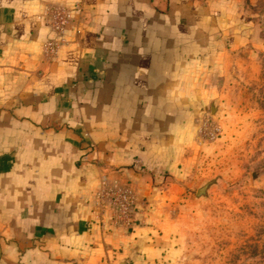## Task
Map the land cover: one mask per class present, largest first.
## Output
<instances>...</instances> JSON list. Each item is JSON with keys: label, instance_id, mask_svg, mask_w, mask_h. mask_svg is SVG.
<instances>
[{"label": "crops", "instance_id": "0c3cea01", "mask_svg": "<svg viewBox=\"0 0 264 264\" xmlns=\"http://www.w3.org/2000/svg\"><path fill=\"white\" fill-rule=\"evenodd\" d=\"M235 7L0 0V264H163L158 212L196 144L197 73ZM104 183L135 194L127 229L96 207Z\"/></svg>", "mask_w": 264, "mask_h": 264}, {"label": "rangeland", "instance_id": "374dc122", "mask_svg": "<svg viewBox=\"0 0 264 264\" xmlns=\"http://www.w3.org/2000/svg\"><path fill=\"white\" fill-rule=\"evenodd\" d=\"M200 66L196 144L158 212L163 264H264V0H235Z\"/></svg>", "mask_w": 264, "mask_h": 264}, {"label": "built area", "instance_id": "2783aa9c", "mask_svg": "<svg viewBox=\"0 0 264 264\" xmlns=\"http://www.w3.org/2000/svg\"><path fill=\"white\" fill-rule=\"evenodd\" d=\"M51 27L61 35L66 25V17L61 10L51 11ZM56 46H50V51L57 49ZM136 197L133 191L128 187H113L104 183V188L99 193L96 200V207L104 209L109 207L112 211L114 222L123 227L128 228L134 224V210L136 208Z\"/></svg>", "mask_w": 264, "mask_h": 264}]
</instances>
